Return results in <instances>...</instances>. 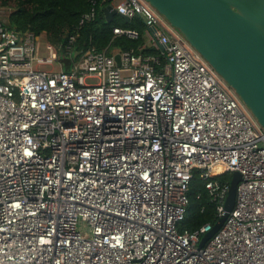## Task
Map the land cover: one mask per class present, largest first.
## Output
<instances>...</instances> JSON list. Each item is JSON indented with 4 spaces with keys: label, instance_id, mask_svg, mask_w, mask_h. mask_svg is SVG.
I'll return each instance as SVG.
<instances>
[{
    "label": "built area",
    "instance_id": "obj_1",
    "mask_svg": "<svg viewBox=\"0 0 264 264\" xmlns=\"http://www.w3.org/2000/svg\"><path fill=\"white\" fill-rule=\"evenodd\" d=\"M115 7L144 22L113 29L143 37L139 53L91 45L75 60L76 29L59 71L39 68L55 47L41 56L0 9V264H264V128L149 1ZM96 14L93 1L79 27ZM197 170L216 222L230 189L219 177L242 175L203 247L216 222L181 229Z\"/></svg>",
    "mask_w": 264,
    "mask_h": 264
},
{
    "label": "water",
    "instance_id": "obj_2",
    "mask_svg": "<svg viewBox=\"0 0 264 264\" xmlns=\"http://www.w3.org/2000/svg\"><path fill=\"white\" fill-rule=\"evenodd\" d=\"M209 62L264 128V0H147ZM108 22L119 15L112 0L103 7ZM40 37H38L39 39ZM121 65V55H115ZM225 212L202 239L203 247L234 209L242 175L232 174Z\"/></svg>",
    "mask_w": 264,
    "mask_h": 264
},
{
    "label": "trees",
    "instance_id": "obj_3",
    "mask_svg": "<svg viewBox=\"0 0 264 264\" xmlns=\"http://www.w3.org/2000/svg\"><path fill=\"white\" fill-rule=\"evenodd\" d=\"M93 1L96 2V18L84 26L79 27L81 16L88 12ZM109 0H0V9H11L8 15L9 25L20 31H32L37 37L46 34L57 46H63L66 57L61 61L66 70L72 68L70 55L66 53L65 46L69 36L78 29L79 35L72 48V55L85 51L91 45L98 50H107L108 53L116 51L132 50L139 53L140 46L145 42L143 37L133 40L125 36H115L114 26L138 29L142 34L145 24L141 18L135 17L126 22L117 15L112 22H108L103 7ZM145 53L154 52L146 49ZM60 54V53H59ZM80 55V54H79ZM76 58L75 60H78ZM220 180L231 182L232 175L224 173ZM190 205L187 219L181 224V229L195 230L205 223H215L218 219L216 202L212 200L209 191L205 187V181L200 176V171L195 172L190 184Z\"/></svg>",
    "mask_w": 264,
    "mask_h": 264
},
{
    "label": "rangeland",
    "instance_id": "obj_4",
    "mask_svg": "<svg viewBox=\"0 0 264 264\" xmlns=\"http://www.w3.org/2000/svg\"><path fill=\"white\" fill-rule=\"evenodd\" d=\"M121 2V0H112V3L114 6L118 5ZM3 11V14L6 18H8V15L11 11V9L9 8H1ZM39 45H40V55L41 56H47L50 53V46H54L55 47V51L57 54H59V59L58 61H55L53 63V65H40L39 68L43 69V70H53V71H59L62 67L61 65V59L66 57L65 52H63L62 50H59L58 46L46 35V34H42V36H40L39 38Z\"/></svg>",
    "mask_w": 264,
    "mask_h": 264
}]
</instances>
